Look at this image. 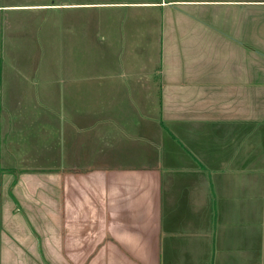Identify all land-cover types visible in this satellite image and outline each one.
I'll return each instance as SVG.
<instances>
[{"label": "crops", "instance_id": "0c3cea01", "mask_svg": "<svg viewBox=\"0 0 264 264\" xmlns=\"http://www.w3.org/2000/svg\"><path fill=\"white\" fill-rule=\"evenodd\" d=\"M260 23L264 0H0V264H264ZM22 30L59 40L56 80L16 78Z\"/></svg>", "mask_w": 264, "mask_h": 264}, {"label": "rangeland", "instance_id": "374dc122", "mask_svg": "<svg viewBox=\"0 0 264 264\" xmlns=\"http://www.w3.org/2000/svg\"><path fill=\"white\" fill-rule=\"evenodd\" d=\"M156 9V7L144 8V12L145 14L153 16V19L151 18V20H153L154 23L159 24L157 22L159 15H157ZM72 15L77 18L76 23L79 29L77 31V41H80L73 54V57L75 59L74 63L81 64L79 77L87 78L89 74L87 72L86 66V61L88 60L87 48L92 46V39H88L82 36V27H85L84 25L86 24V21L81 22V18L82 16L86 15H84L81 11H77V9L73 10ZM139 31L140 30H138V32ZM245 31L253 35L254 39H251L256 42L254 47H258L259 44L257 43V39H263L262 37L264 35V23L247 24V28ZM148 32H150V34H148ZM156 32L157 26H153L151 22L150 24L148 22H145V38L143 40V43L145 49L148 51H150L152 48L155 49L157 47L156 38H152V33ZM15 34L12 35V38H10L9 45L5 46V49L9 48V52L11 54L7 55V57H10L13 63H15L18 68H23L24 65H30L38 69L34 71L21 70L19 71L20 75H18L16 78L21 79V81H24V79H37L39 82L45 79H51L53 81L56 80V73L48 69H51V66H55L56 62H58V58H60V55L57 54V52L60 50V46L57 44L59 40L52 43V38L50 36H43V39H38V37L37 39H35V36H27L26 34H24V30H22L21 33ZM101 40L102 43H104L105 39L101 38ZM248 43L251 46L253 45L251 44L252 42L250 40H248ZM58 79L60 80L59 76ZM55 90L56 88L53 86V91L55 92ZM51 123L54 127H56V123H59L58 116H54Z\"/></svg>", "mask_w": 264, "mask_h": 264}]
</instances>
